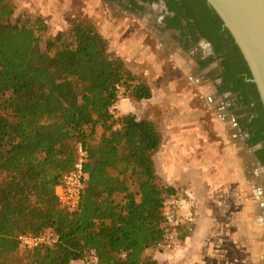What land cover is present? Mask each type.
<instances>
[{
	"label": "trees",
	"instance_id": "16d2710c",
	"mask_svg": "<svg viewBox=\"0 0 264 264\" xmlns=\"http://www.w3.org/2000/svg\"><path fill=\"white\" fill-rule=\"evenodd\" d=\"M15 13V0H0V264L19 251L30 264H89L93 252L98 264H159L146 252L163 240L164 202L178 194L157 175L162 134L153 121L112 111L127 94L152 99L151 87L87 19L70 17L67 30L50 36L44 17ZM248 86L262 118L250 125L254 146L264 142V107ZM79 142L88 178L80 207L69 211L55 191ZM258 155L264 165V149ZM46 229L58 235L54 247L20 248V234Z\"/></svg>",
	"mask_w": 264,
	"mask_h": 264
},
{
	"label": "crops",
	"instance_id": "0c3cea01",
	"mask_svg": "<svg viewBox=\"0 0 264 264\" xmlns=\"http://www.w3.org/2000/svg\"><path fill=\"white\" fill-rule=\"evenodd\" d=\"M94 1L100 4L103 3V0ZM108 7L114 14L120 12L119 7L117 8L115 4H109ZM66 11V7L58 11L42 7L39 11L33 12H36V16L44 17L48 24H65V26H68L67 19L77 15L70 14L68 16ZM95 12L93 11V13ZM93 24L95 23L93 22ZM95 25L100 34L108 40L103 34L108 28L100 29L98 24ZM129 25L134 26L135 24ZM65 26H63L61 31L67 28ZM161 39L166 40L163 35H160L159 41ZM108 42L112 50V42L110 43L109 40ZM123 45H128V43ZM157 50L158 53L156 52L153 56L155 55L156 57L157 55L158 58V54L161 57L165 54L168 60L171 59L163 45L159 44ZM116 53V56L120 57L124 62L129 61V57L123 56L120 52ZM186 58L185 56V59L182 58V60L185 61L187 60ZM174 61L177 62L176 60ZM152 92L153 97L150 100H121L118 104L116 115L133 114L138 120L147 119L158 126L163 141L159 151L154 156L157 175L162 182L174 188L178 192L177 195L184 197L186 194H190L193 196L196 205L193 208V221L188 223L183 229L184 232H188V236L183 241L181 239V246L177 251L164 255L165 253L151 254L149 249L146 255L152 256L159 264H202V262L207 261L209 254H211L212 244L216 248V255L219 254L218 257L221 256L223 258L222 264H247L248 253H259L261 255L264 249V236L259 231L262 225L258 228V222L262 223L258 213L261 210L260 206L264 202V167L259 162L258 147L249 146L247 135L243 138L241 135L229 130L230 134L225 135L224 142L226 147L223 152L224 159L221 165L211 169L203 168L202 170L191 167L187 157H191L193 141L198 139H196L195 133L192 131L193 120L186 117L180 119L166 116L168 107L164 103L167 101L158 104L157 107L160 113L158 119L155 116H150L149 118L142 116V107H151L149 103H152L155 99V91L152 90ZM189 92L183 89L182 95L190 98ZM171 98V95L169 96L168 93H165L166 100L169 101ZM188 106L189 103L187 101L181 104L184 110ZM164 110L165 116L163 117L161 114H164ZM157 154L160 156V164L156 159ZM200 172L204 174V177L203 181L198 184L194 174ZM184 175L187 177L184 178ZM249 215H252L250 220ZM249 221L252 222L253 228L258 229L255 230V234L252 232V242H249L248 239ZM232 228L236 229L237 232L229 231L230 233L228 234L226 231L225 233V229L230 230ZM224 234H227V241H224ZM225 242H228L231 248L220 249ZM250 244L252 248H249ZM255 261L257 264H263L260 256H256ZM71 264L88 263L75 261Z\"/></svg>",
	"mask_w": 264,
	"mask_h": 264
},
{
	"label": "rangeland",
	"instance_id": "374dc122",
	"mask_svg": "<svg viewBox=\"0 0 264 264\" xmlns=\"http://www.w3.org/2000/svg\"><path fill=\"white\" fill-rule=\"evenodd\" d=\"M15 4L16 13L14 19L27 14L36 16V12L33 11H39L42 7L53 11H58L66 7L68 16L70 14H76L82 19H87L92 23L98 24L100 29L108 28L103 34H105L110 43L112 42V50L110 49V52L115 55L117 54L116 52H120L123 56L129 57V61L125 62L126 68L132 71L134 75L145 79L151 89L155 91V99L152 103H149L151 107H142L141 115L145 118L155 116V118L157 117L158 119L160 113L157 106L167 101L164 103V105L168 107L166 109V116L180 119L186 117L193 120L192 131H194L196 139H198L193 141L191 157H187L191 167L198 170L218 167L224 159L223 152L226 147V143L224 142L225 135L230 134L229 130L235 132L237 135H241L243 138L248 134V131L250 133V125L253 124L251 117L252 115L257 116L256 110H254V112L252 109L253 106L247 107V109L243 108V105L240 106L242 108L239 107V110L243 111L241 113L242 118L246 117L248 113V118H244L246 121L241 122L247 128V130H244L242 126L236 124L235 116H238V109L235 108L230 112L224 100L222 101L221 98H217L214 103L211 102L208 97L214 94L212 89L208 86L204 87L202 82H197L198 80H195L193 83L192 78L188 75H184L187 72H184L183 67L180 66L181 64L178 62H167L166 64V62L161 61L159 58L160 54H158V58L157 55L156 57L155 55L153 56V54L157 52L155 49L156 41L154 36L150 33L149 24L151 20H149L147 15L144 14L145 16L141 20L139 18H136L137 21L132 19L134 22L132 23V20L129 22L123 20L124 16L117 17L114 12L108 9L103 3L93 2V0H15ZM93 11L96 12L93 13ZM118 18L119 21H117ZM128 24L135 25L128 26ZM49 26V35L53 36L60 32L65 24H49ZM65 27L67 28L63 31L69 28V24ZM126 39L128 40L127 42ZM124 43H128V45H123ZM152 56L156 59H153ZM176 64H178V66H176ZM183 89L190 91V98L182 95ZM170 91L171 93H169ZM165 93H168L169 96L171 95L172 98L169 101L165 99ZM123 99H130L129 95H125ZM186 101L189 103V106L184 110L181 104ZM221 102L224 104L222 105ZM161 115L163 117L165 116V110L164 114L162 113ZM156 159L160 164L159 154L156 155ZM203 175L204 174L201 172L194 174L198 184L203 181ZM183 177L185 178L187 176L184 175ZM260 209L258 215L259 218L262 219V223L260 224V222H258V228L262 225L259 231H261L264 236V202L260 206ZM251 218L252 215H249V220ZM255 230L258 229L253 228L252 222L249 221L247 230L249 233V242H252V232L255 234ZM224 231L225 233L227 231L228 234L231 231L237 232L234 228L230 230L225 229ZM227 239V234H224V241H227ZM211 248V254H209L207 261L204 263L202 262V264H222L223 258L221 256L218 257L219 254L216 255L215 246L211 244ZM226 248H231L228 242H225L220 247V249ZM249 248H252L251 244ZM25 254L24 251H19L12 261H7L6 264H30ZM164 255H168V253ZM256 256H260V260H262L264 264V249L261 255L259 253H248L247 264H257L255 261Z\"/></svg>",
	"mask_w": 264,
	"mask_h": 264
},
{
	"label": "flooded vegetation",
	"instance_id": "af4514ba",
	"mask_svg": "<svg viewBox=\"0 0 264 264\" xmlns=\"http://www.w3.org/2000/svg\"><path fill=\"white\" fill-rule=\"evenodd\" d=\"M103 4L108 9L109 4H115L121 12L115 15L124 16L123 20L129 22L132 19L137 21L136 18L141 20L147 15L151 20L150 33L154 35L156 41L155 49L157 50L159 44L163 45L171 58L168 60L164 54L159 57L161 61L167 64L176 60L181 64L184 72H187L184 75L192 78L193 83L198 80L197 82H202L204 87L208 86L212 89L214 94L208 97L211 102L214 103L217 98H221L230 112L235 108L239 110L242 105L246 109L253 106V111L256 110L257 113V116L251 117L253 123L261 121L260 107L253 95L254 88L248 86L249 83H253L250 68L240 49L235 51L236 44L233 38L215 13L208 15L210 8L208 5V7L203 6L196 0H103ZM219 25L222 27L220 35L225 42H222V52L217 54L216 45H220L221 39L215 28ZM160 35L165 36L166 40L159 41ZM185 56L187 60L184 61L182 58L185 59ZM242 112L239 110L238 116H235L236 124L247 130L241 122L246 121L244 118H248V113L242 118ZM247 136L250 139L249 131ZM250 147H258L257 152H259L264 149V142ZM258 158L260 160L259 155ZM259 162L264 167L261 161Z\"/></svg>",
	"mask_w": 264,
	"mask_h": 264
},
{
	"label": "built area",
	"instance_id": "2783aa9c",
	"mask_svg": "<svg viewBox=\"0 0 264 264\" xmlns=\"http://www.w3.org/2000/svg\"><path fill=\"white\" fill-rule=\"evenodd\" d=\"M117 108L118 105H115L112 111ZM75 154L76 162L73 170L64 174L55 191L59 204L69 211H75L80 207L88 178L85 171L87 151L83 143L79 142L75 145ZM193 208H195V202L190 194L184 197L179 195L166 197L163 208L165 234L157 246L150 248L151 254L177 251L181 246V231L193 221ZM18 242L22 250L52 248L58 242V235L52 229H46L36 235L23 233L18 236ZM89 264H98V258L94 252L91 254Z\"/></svg>",
	"mask_w": 264,
	"mask_h": 264
},
{
	"label": "water",
	"instance_id": "95a60500",
	"mask_svg": "<svg viewBox=\"0 0 264 264\" xmlns=\"http://www.w3.org/2000/svg\"><path fill=\"white\" fill-rule=\"evenodd\" d=\"M240 49L264 106V0H205Z\"/></svg>",
	"mask_w": 264,
	"mask_h": 264
}]
</instances>
